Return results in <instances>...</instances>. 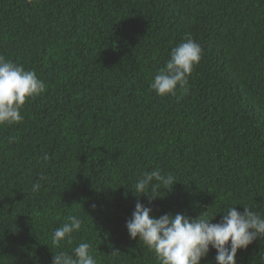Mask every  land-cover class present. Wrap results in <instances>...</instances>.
I'll return each mask as SVG.
<instances>
[{"label": "trees", "instance_id": "16d2710c", "mask_svg": "<svg viewBox=\"0 0 264 264\" xmlns=\"http://www.w3.org/2000/svg\"><path fill=\"white\" fill-rule=\"evenodd\" d=\"M187 37L203 50L188 94L157 96L152 79ZM0 54L46 84L22 122L0 126V264H51L70 215L83 227L62 250L87 242L98 264H159L125 226L148 205L129 189L143 171L176 180L148 205L157 217L215 223L236 204L264 215V0H0ZM262 258L264 238L236 257Z\"/></svg>", "mask_w": 264, "mask_h": 264}, {"label": "clouds", "instance_id": "9594fccd", "mask_svg": "<svg viewBox=\"0 0 264 264\" xmlns=\"http://www.w3.org/2000/svg\"><path fill=\"white\" fill-rule=\"evenodd\" d=\"M202 46L193 38L187 37L171 49L164 66L159 68L149 88L157 96H176L179 88L184 95L189 92L188 78L202 59ZM46 91L45 82L34 69H26L0 54V126L18 124L23 121L21 109L27 100L42 95ZM178 99L180 97H177ZM14 138H10L9 143ZM47 153L43 161H48ZM44 180L45 177H41ZM176 182L171 175H163L159 170L143 171L131 188L137 197L146 196L148 205L161 197L159 191H170ZM41 183L31 186L32 193H38ZM138 199L125 226L129 237L139 239L155 254L159 264H201L211 249H214L215 264H237V252L247 249L255 240L264 238V215L243 205L239 211L236 205H230L221 212L218 222L213 223L218 213L209 215L204 212L195 217L183 213H165L153 215V207ZM96 207L95 204L92 205ZM83 227V220L76 215L67 217L66 222L55 228L51 242L53 251L51 264H98L90 243L83 242L62 250V245L73 244L74 233ZM119 251V250H114ZM264 259V258H262ZM210 264V262H205Z\"/></svg>", "mask_w": 264, "mask_h": 264}]
</instances>
